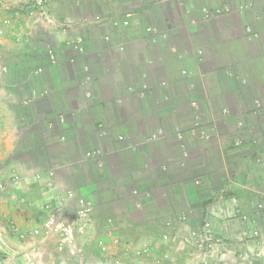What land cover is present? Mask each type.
I'll return each instance as SVG.
<instances>
[{
	"label": "crops",
	"instance_id": "crops-1",
	"mask_svg": "<svg viewBox=\"0 0 264 264\" xmlns=\"http://www.w3.org/2000/svg\"><path fill=\"white\" fill-rule=\"evenodd\" d=\"M32 2L0 0V173L19 177L0 194V264L77 261L24 234L48 204L82 201L93 254L101 235L122 264H264L234 203L264 220V0H54V25L28 18ZM206 215L228 239L211 254L189 238ZM87 253L79 264L101 263Z\"/></svg>",
	"mask_w": 264,
	"mask_h": 264
},
{
	"label": "built area",
	"instance_id": "built-area-1",
	"mask_svg": "<svg viewBox=\"0 0 264 264\" xmlns=\"http://www.w3.org/2000/svg\"><path fill=\"white\" fill-rule=\"evenodd\" d=\"M54 0H34V2L29 3V7L26 8V13L28 18L31 21H34L36 25H54L55 18L52 16L50 12V5ZM254 5H242L239 7L238 13L241 15L247 13V11L253 9ZM226 7H224V10ZM226 12L230 11L229 9L225 10ZM214 13V14H213ZM220 10L214 12L213 10L208 11L204 10V18L206 20L213 18L215 15H220ZM125 26L129 24L128 21L123 23ZM2 33V32H0ZM245 38L247 40L259 39L260 34L253 30V28L249 25L244 28ZM50 57L53 59V54L50 51ZM202 54V53H200ZM43 72L42 69L38 70V73L41 74ZM192 106L195 108L197 113L196 124L195 127L201 124V115L202 110L200 105L197 102H193ZM243 123H240V126H243ZM196 135L201 139H208L210 135L209 130H197ZM245 141L243 136H239L234 140V145L236 147H242L243 142ZM19 177L16 175V172L10 174H2L0 173V194L5 193L7 190L11 189V187L18 182ZM199 184V183H198ZM68 197L72 198L73 193L69 192ZM235 214L236 216H240V220L242 223H255L252 222L259 215L256 214L254 216L244 215L242 213L241 208L239 207L238 202L235 200ZM83 208L78 210H72L64 205L53 206L48 204L45 206V209L48 210L49 216L42 222L41 226L30 231L27 234H24L28 237H54L57 238L64 248L67 249L68 255L73 259L79 261L81 257L85 256L84 249H81L77 246V226H80L82 223L90 221L91 209L86 207L85 202L82 201ZM258 210H263V205H259ZM207 216V215H206ZM204 218V222L200 229H196L190 235V240L197 245V247L206 254H211L217 248V245L220 243L215 234L212 232L211 223L208 218ZM252 217V218H251ZM179 222H185L189 220V214L187 212H182L177 215ZM240 237L242 241H259L264 237V233L261 228L258 226H244L241 230ZM98 245L101 247V250H105V247L100 243ZM108 260L105 264H108Z\"/></svg>",
	"mask_w": 264,
	"mask_h": 264
},
{
	"label": "rangeland",
	"instance_id": "rangeland-1",
	"mask_svg": "<svg viewBox=\"0 0 264 264\" xmlns=\"http://www.w3.org/2000/svg\"><path fill=\"white\" fill-rule=\"evenodd\" d=\"M242 6V5H241ZM240 6V7H241ZM29 7V6H28ZM224 7H226V9H229L230 11H228L227 13H230V12H232V10H231V8L228 6V5H222V6H217V7H211L210 9H205V10H208V11H211V10H213L214 12H216V11H218V10H220V12H221V14L222 13H225L226 11V9L224 10ZM50 9V8H49ZM238 10H239V8L236 10V12L238 13ZM214 14V13H213ZM14 21L15 20H13V24H14ZM5 24H7V23H5ZM8 25H10L9 23H8ZM5 27V26H4ZM2 30H4V29H2ZM2 32V31H1ZM3 33H5V31L3 32ZM260 152V155L258 156V158L260 159V157H261V151H259ZM262 157L264 158V155H262ZM262 159V158H261ZM13 171H15L14 169H13ZM255 171H257V168L255 169ZM16 172V171H15ZM16 175H17V173H16ZM18 176V175H17ZM4 194V193H3ZM264 200V199H263ZM256 204V203H255ZM259 205H263V210H264V202H262V201H260V203H257L256 204V207H258ZM244 215H248L247 213H245ZM206 218H208V216H206ZM252 218V217H251ZM261 219V216H258L257 218H255L252 222H255V223H248L247 222V224H245V223H242V226L244 227V226H249V227H252V226H258V227H260L261 228V230H262V232L264 233V220L262 219V221L260 220ZM91 220V219H90ZM189 221V220H188ZM207 221H209L210 223H211V226H212V232L215 234V231H214V225H213V221H212V218H211V216L209 215V218H208V220ZM203 222H204V220H201V222H200V225H199V227H197V229H200V227L202 226V224H203ZM242 227V228H243ZM78 230V229H77ZM238 233H239V231H238ZM83 235H85V234H83ZM237 235V234H236ZM88 237H92L93 236V234H89L88 233V235H87ZM215 236H216V234H215ZM81 237L82 236H80V235H78V239H77V246L79 247V248H81V249H84V253H85V256H83V257H81L80 258V260H83L84 258H86V256H87V251H90V253L92 254V256L94 257V259L96 260V258L98 257V259H99V261L101 262L100 264H105V262L108 260V264H122V256H121V252H114V251H112V244H110V243H108L106 240H105V236L103 237V236H101V235H99V236H95V238L93 239L95 242H94V246L97 248V250H95V253L96 254H93L92 252L94 251L93 249L92 250H90L91 248H90V246L88 247L89 249H87V246L89 245V244H91V246L93 245L92 243H93V241H91V242H85V243H81L79 240L81 239ZM238 237H239V234H238ZM241 239V237L239 238V240ZM221 240V239H220ZM228 240V239H227ZM227 240H221L220 241V243L219 244H221V243H225V242H227ZM238 240V242H241L242 241V239H241V241H239ZM88 241V240H87ZM115 241H117V240H115ZM242 242H244V241H242ZM257 242H259V243H261L262 245H264V237L261 239V240H259V241H257ZM98 243L100 244H102L104 247H105V250L103 251V250H101V247L98 245ZM118 243V241L116 242V244ZM139 252V251H138ZM203 252V251H202ZM139 254V253H138ZM206 254V253H205ZM64 256V255H63ZM72 260H74L75 261V259H73L72 257H70ZM71 262H73V261H71ZM70 262V263H71ZM76 263H78L79 264V261H75V262H73V264H76ZM30 264H36L35 263V261L33 262V261H31V263Z\"/></svg>",
	"mask_w": 264,
	"mask_h": 264
},
{
	"label": "clouds",
	"instance_id": "clouds-1",
	"mask_svg": "<svg viewBox=\"0 0 264 264\" xmlns=\"http://www.w3.org/2000/svg\"><path fill=\"white\" fill-rule=\"evenodd\" d=\"M15 185V184H14Z\"/></svg>",
	"mask_w": 264,
	"mask_h": 264
}]
</instances>
